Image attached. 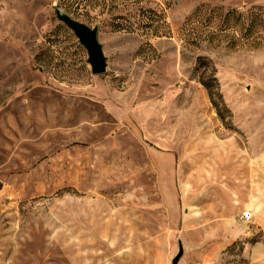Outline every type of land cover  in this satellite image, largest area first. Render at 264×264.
Listing matches in <instances>:
<instances>
[{
  "label": "rangeland",
  "instance_id": "rangeland-1",
  "mask_svg": "<svg viewBox=\"0 0 264 264\" xmlns=\"http://www.w3.org/2000/svg\"><path fill=\"white\" fill-rule=\"evenodd\" d=\"M57 7L98 26L105 72ZM180 246L264 264V0H0V264Z\"/></svg>",
  "mask_w": 264,
  "mask_h": 264
},
{
  "label": "water",
  "instance_id": "water-1",
  "mask_svg": "<svg viewBox=\"0 0 264 264\" xmlns=\"http://www.w3.org/2000/svg\"><path fill=\"white\" fill-rule=\"evenodd\" d=\"M58 18L67 24V26L75 33L79 41L84 44L88 52V61L91 65L92 72L95 74L103 73L107 70V56L104 52L103 44L100 42L98 26L92 27L89 24L74 18L69 13L56 8ZM183 248L180 246V252L174 258L173 264H180L179 260L182 256Z\"/></svg>",
  "mask_w": 264,
  "mask_h": 264
},
{
  "label": "trees",
  "instance_id": "trees-1",
  "mask_svg": "<svg viewBox=\"0 0 264 264\" xmlns=\"http://www.w3.org/2000/svg\"><path fill=\"white\" fill-rule=\"evenodd\" d=\"M231 13H232V12L229 11V12L226 14V16H225V20H228V19L230 18ZM210 78H216V77H215L214 75H211ZM204 84H205L206 87L208 88L212 100H215V97L220 98V96H221L220 93H219L218 91L215 92V91L213 90V88H212V87H213L212 84H210L209 82H204ZM215 94H216V95H215ZM214 103H215V105H216L218 111L221 112V106L219 107V104H218L217 102H215V101H214Z\"/></svg>",
  "mask_w": 264,
  "mask_h": 264
},
{
  "label": "built area",
  "instance_id": "built-area-1",
  "mask_svg": "<svg viewBox=\"0 0 264 264\" xmlns=\"http://www.w3.org/2000/svg\"><path fill=\"white\" fill-rule=\"evenodd\" d=\"M253 214L251 210L242 211L240 214V219L244 222H249L252 220Z\"/></svg>",
  "mask_w": 264,
  "mask_h": 264
},
{
  "label": "crops",
  "instance_id": "crops-1",
  "mask_svg": "<svg viewBox=\"0 0 264 264\" xmlns=\"http://www.w3.org/2000/svg\"><path fill=\"white\" fill-rule=\"evenodd\" d=\"M252 214H253V212H252Z\"/></svg>",
  "mask_w": 264,
  "mask_h": 264
}]
</instances>
